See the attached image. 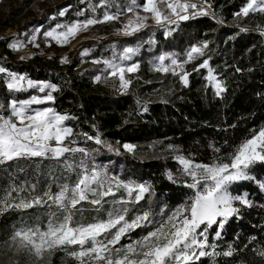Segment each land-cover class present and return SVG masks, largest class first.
I'll list each match as a JSON object with an SVG mask.
<instances>
[{
    "label": "trees",
    "instance_id": "trees-1",
    "mask_svg": "<svg viewBox=\"0 0 264 264\" xmlns=\"http://www.w3.org/2000/svg\"><path fill=\"white\" fill-rule=\"evenodd\" d=\"M210 2L223 23L210 17L181 21L170 26L172 32L167 37L165 29L154 24L133 36L110 34L80 45L70 54L69 63H61L57 56L20 60L4 42L0 43V57H4L10 71L34 80L50 78L59 84L54 93L55 102L41 106L53 107L57 112L73 117L66 124L78 135L80 146L100 162L122 168L124 178L152 186L151 195L138 204L127 205L128 219L149 211L153 220L159 222L163 219L161 210L170 214L176 207L190 202L192 190L184 185V180H177V175L181 174L175 159L177 155L211 163L217 156L225 158L264 127V36L259 34L258 28L264 26V16L236 18L234 13L240 10L245 0ZM99 3L100 0H0V33L19 24L24 17L31 18L22 28L32 24L40 26V32H45L58 24H71L93 15L102 16L104 9L96 7ZM116 3L123 8L129 0H116ZM138 3L142 4L143 0ZM66 8V15L60 17L59 11ZM93 8H96L95 13ZM80 11L84 12L83 16L77 15ZM109 11L116 9L112 7ZM240 28L248 31L240 32ZM149 40L155 43L149 44ZM204 41L210 42L207 50L210 65L226 86L221 96L217 97L207 86L204 79L207 70L193 72L203 58L186 65V70L192 73L186 88L177 77L153 71L155 58L159 55L174 54L183 59L192 45ZM127 47L137 49L133 61L139 62L140 68L130 74L132 84L127 93L122 94L118 82L108 78L105 65L90 61L109 60ZM62 48L55 46L56 52ZM83 49H89L88 55H81ZM84 60L88 61L87 65H83ZM99 74L101 81L97 82L95 77ZM4 91L7 97L18 101L36 93L34 89ZM2 102L3 92L0 90V104ZM145 106L147 111H144ZM84 133L100 135L112 150L86 140ZM125 144L133 145V152L126 151ZM215 148L220 152H215ZM66 158L69 159V155ZM64 162L65 157L49 156L0 164V246L21 228H44L50 219L60 215L55 206L19 209L10 205L21 200L30 201L47 191L55 193L64 182L73 181L74 173L69 175L70 169ZM64 171H67V177ZM169 172L176 177L175 182L167 178ZM252 173L258 180H264V165L253 166ZM231 191L233 194L247 192L253 206H241L240 216L229 219L219 240L214 238L215 228L209 231V242L215 248L208 251H215L216 255L203 257L197 264H264V191L254 181L234 184ZM119 196L126 198L127 195L118 193L106 198L107 203L99 210L88 209L92 205L83 202L84 205L79 206H85V209L75 212V222L87 224L106 218ZM149 230L151 225L135 230L132 235L140 238ZM229 250L233 253L231 256L223 254ZM71 251L57 249L22 264H64L62 258Z\"/></svg>",
    "mask_w": 264,
    "mask_h": 264
},
{
    "label": "snow or ice",
    "instance_id": "snow-or-ice-1",
    "mask_svg": "<svg viewBox=\"0 0 264 264\" xmlns=\"http://www.w3.org/2000/svg\"><path fill=\"white\" fill-rule=\"evenodd\" d=\"M96 7L104 9L102 16L93 15L71 24H58L43 35L54 40L57 45L64 46L71 38L87 31L91 26L118 21L124 12L133 14L118 30V33L124 36H133L149 28V19L154 22L155 27L165 29L166 37L172 32L170 26L181 21L210 17L217 23H223L213 11L210 0H201L200 3L193 0H143L142 4L138 3V0H129L123 8L116 0H100ZM112 7H115L116 11H109ZM67 11V8L63 9L58 15L63 17ZM92 11L95 13L96 8ZM141 11L144 15L140 14ZM257 14L264 16V0H245L234 16L248 18ZM77 15L83 16L84 12L80 11ZM258 28L259 34L264 36V26ZM239 31L245 32L248 29L240 28ZM35 40L36 36L33 35L29 43H35ZM148 43L154 44L155 41L149 40ZM209 43L204 41L192 45L184 53L183 59L174 54H161L155 58L153 71L177 77L179 83L186 88L189 87V77L192 74L186 70V65L203 58L202 62L193 68V72L207 70L204 76L207 86L219 97L226 91V86L210 65L211 57L207 56ZM9 46L18 50L24 44L16 41ZM88 53L89 49H83L81 55ZM136 54V48L127 47L119 56L114 54L113 59L93 62L103 63L108 78H116L119 90L126 94L132 84L130 74L138 72L140 64L124 62L132 60ZM61 63H69L67 57H62ZM0 74L7 76L5 87L9 92L38 89L40 93H44L42 97L33 96L24 101L12 99L7 105L0 104V110L6 112H0V164L21 158H60L66 153L88 155L87 149L72 146L76 144V134L66 121L73 117L58 113L53 107H32L54 103L53 93L58 91L55 84L33 81L26 75L11 72L3 66H0ZM95 80L100 82L101 76H96ZM144 111H147L146 106ZM83 135L86 140L112 150L100 135ZM123 148L129 152L134 150L131 144H125ZM214 151L219 153L220 149L215 148ZM175 159L180 165V172L186 178L184 185L193 190L194 195L189 204L177 207L170 214L161 210L163 219L159 222L153 220L149 211L128 219L127 205L138 204L151 195L150 184L125 182L115 176H109L102 169L89 168L82 164V171L74 185L64 184L56 193L47 191L30 201L21 200L10 205L19 209L49 205L55 206L60 212V215L50 219L44 228L26 226L16 231L12 241L37 259L54 249H78L71 251L70 255L79 264H197L203 257L216 255L215 251H208L215 248V245L209 242V229L215 226L214 238L219 240L229 219L240 216L241 206H253L246 194H233L231 186L244 181H256L259 189L264 191V181H258L251 175L253 166L258 163L264 165V127L252 134L251 138L245 139L225 158L217 156L211 163L196 162L184 155H177ZM167 178L175 182L171 172L167 174ZM121 190L127 194L126 198L114 200L106 218L87 224L75 222V212L79 211L78 205L82 202L97 206L99 210L107 203L106 198L115 197ZM149 225L151 230L146 234L138 239H131L130 233L148 228ZM125 238L130 242L121 244V240ZM223 254L231 256L233 253L229 250Z\"/></svg>",
    "mask_w": 264,
    "mask_h": 264
},
{
    "label": "rangeland",
    "instance_id": "rangeland-1",
    "mask_svg": "<svg viewBox=\"0 0 264 264\" xmlns=\"http://www.w3.org/2000/svg\"><path fill=\"white\" fill-rule=\"evenodd\" d=\"M193 2L200 3L201 0H193ZM140 14L144 15V13L142 11H141ZM132 15H133L132 13H126V14L121 15V17H120V19L118 21H113V22H108V23H104V24H97L95 26H91L87 31H84V32H81V33L77 34V36L75 38H71L70 41L64 46H59L51 38H46L43 35L44 32H40V26L30 24V25L24 26V28H22L21 26L24 25L25 21L29 20V18H31V17H24L19 24L17 23L13 27H10L7 30H5V31L0 33V43L4 42L5 43V47L14 56H16L20 60L32 61V60L35 59V57H53V56H57V57H59V59L61 61L62 57H67V59H68L70 54L74 53L80 47V45H82L83 43H86L87 41L100 40V39L106 38L110 34L122 35V34L118 33V30L121 29L122 25ZM147 23L149 25L154 24V22L151 19H149L147 21ZM66 24H68V23H65V25ZM55 27L56 26H54L53 28H55ZM53 28H51L49 30H52ZM103 29H108V31H104ZM49 30H47V31H49ZM59 30H63V29H59ZM40 33H41V35H40ZM33 35L36 36L35 43H29V40L31 39V37ZM16 41L23 42L24 46L22 48L18 49V50H13L12 48H10L9 45L14 43V42H16ZM37 45H38V47H37ZM55 46H59V47H63V48L59 50L60 52H56ZM119 55H116V56H119ZM21 57H24V59H21ZM113 58L114 57H112L111 59H113ZM95 60H99V59H93L90 62H93ZM133 62L134 61H133V57H132V60L125 61L124 63L125 64H131ZM87 64H88V61L84 60L83 65H87ZM0 66H3V67L7 68V64L5 62L4 57H0ZM14 73H16V72H14ZM17 74L25 75V74H22V73H17ZM99 76H101V75L99 74ZM107 76H108V74H107ZM27 78H29V79H31L33 81H37V82H47V83L55 84L57 86V88L59 87V84L55 83L50 78L48 80H34V79L30 78L29 76H27ZM114 79L118 82V80L116 78H114ZM6 80H7V76L4 75V74H0V90H2V92H3V102H2V104H4V105H7L8 101L12 100V98H9V97L6 96L7 94L4 91V90H7L6 87H5ZM34 90L36 91V93L33 96H39V97L44 96V93H40L38 91V89H34ZM119 92H120V90H119ZM53 95H54V93H53ZM33 96H31V97H33ZM30 98H28V99H30ZM28 99H25V100H28ZM20 101H24V100H20ZM32 107L33 108H43L41 105H33ZM0 112H4V110H0ZM4 114H6V112H4ZM77 136L78 135L76 134L75 137H74V139L76 140V144L72 145V146L73 147H75V146L82 147V146H80L77 143V140H78ZM131 152H133V151H131ZM67 155H69V159L66 158ZM63 157H65L64 165L67 166L68 169H70L69 175H71V172L74 173L73 181L70 180L68 182H64V184H68L70 186L74 185V183L76 182L80 172L82 171V164L85 165V166H88L89 168L96 167L98 169H102V170L106 171L109 176H115L116 178H118V179H120L122 181H125V182L144 183V182L137 181L135 179L124 178L121 175V173H122L121 169L122 168H117L116 169V167H112L108 163L100 162L89 151H88V155L87 156H85V155H83L81 153H75L73 155H72V153H66ZM64 172H65V177H67L68 176L67 175V171H64ZM251 175H253L255 177V175L252 173V169H251ZM173 177H174V175H173ZM185 179L186 178L182 175V173L177 175V180L178 181H182V180H185ZM258 181H264V180H258ZM254 182L256 184H258L256 181H254ZM231 188H232V186H231ZM192 192H193V190H192ZM118 193H125V192L123 190H121ZM118 193H117V195H118ZM240 194L241 195L246 194L247 197H248V193L247 192H242ZM193 195H194V192H193ZM120 198H121V196H119L116 200H118ZM189 203L190 202H188V203H186L184 205H187ZM80 205H84L83 202ZM178 207H180V206H178ZM78 208H79L78 212H81V211H83V209H85V206H79L78 205ZM88 209L97 210V206L92 205ZM80 215L81 214H79L78 217H80ZM136 215H138V214H136ZM136 215H134V217ZM78 220H80V218H78ZM213 228H215V226H213ZM210 230L211 229H209V231ZM132 234L133 233H130L131 239H138V238H135ZM208 235H209V232H208ZM129 242H130V240L128 238H125V239H122L120 243L121 244H126V243H129ZM54 250H57V249H54ZM54 250H52L51 253ZM58 250H60V251H65V250L70 251V250H72L73 251V250H78V249H73V248L70 247V248H67V249H58ZM48 253H50V252H46V253H44V255L48 254ZM32 259H34V256L30 255L24 249L19 248L17 246V244L12 241V237L9 239V241H7V243L5 245L0 246V264H22V263L28 262L29 260H32ZM62 261H63L64 264H79V262L74 257H72L70 255V252L67 255H65L64 258H62Z\"/></svg>",
    "mask_w": 264,
    "mask_h": 264
}]
</instances>
